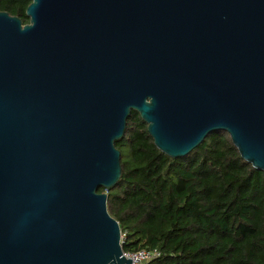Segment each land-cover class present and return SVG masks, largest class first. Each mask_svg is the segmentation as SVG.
Masks as SVG:
<instances>
[{
    "label": "water",
    "instance_id": "obj_1",
    "mask_svg": "<svg viewBox=\"0 0 264 264\" xmlns=\"http://www.w3.org/2000/svg\"><path fill=\"white\" fill-rule=\"evenodd\" d=\"M26 14L0 10V264H132L107 206L132 110L171 157L224 130L264 171V0H31Z\"/></svg>",
    "mask_w": 264,
    "mask_h": 264
},
{
    "label": "trees",
    "instance_id": "obj_2",
    "mask_svg": "<svg viewBox=\"0 0 264 264\" xmlns=\"http://www.w3.org/2000/svg\"><path fill=\"white\" fill-rule=\"evenodd\" d=\"M30 2L0 0V10L27 23ZM116 146L123 169L107 206L124 251L159 249L150 264H264V171L241 156L228 132L213 131L174 158L132 110Z\"/></svg>",
    "mask_w": 264,
    "mask_h": 264
},
{
    "label": "built area",
    "instance_id": "obj_3",
    "mask_svg": "<svg viewBox=\"0 0 264 264\" xmlns=\"http://www.w3.org/2000/svg\"><path fill=\"white\" fill-rule=\"evenodd\" d=\"M121 241L123 243L122 234ZM160 255L161 252L157 248H142L136 251H124V256L126 258L130 257L132 259V264H150L154 259H156Z\"/></svg>",
    "mask_w": 264,
    "mask_h": 264
}]
</instances>
